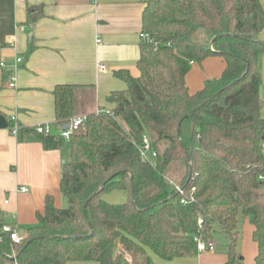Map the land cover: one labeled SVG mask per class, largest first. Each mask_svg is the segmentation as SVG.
Instances as JSON below:
<instances>
[{"label": "trees", "instance_id": "1", "mask_svg": "<svg viewBox=\"0 0 264 264\" xmlns=\"http://www.w3.org/2000/svg\"><path fill=\"white\" fill-rule=\"evenodd\" d=\"M263 30L260 0L147 2L139 76L115 72L127 88L108 97L114 108L88 115L70 139L60 183L68 206L57 208L48 196L20 245L1 232L0 264H156L152 254L174 264L197 256L196 237L211 242L216 233L228 241L226 264H242L240 222L247 217L256 264H264ZM200 31L213 40L194 41ZM212 56L224 58L225 71L190 94L192 64ZM76 87L54 91L59 123L74 115ZM144 137L157 152L151 163L140 157ZM42 140L46 149L61 143ZM173 163L186 166L184 195L165 177ZM118 190L127 193L125 203L104 200ZM5 225L12 226L0 217Z\"/></svg>", "mask_w": 264, "mask_h": 264}, {"label": "crops", "instance_id": "2", "mask_svg": "<svg viewBox=\"0 0 264 264\" xmlns=\"http://www.w3.org/2000/svg\"><path fill=\"white\" fill-rule=\"evenodd\" d=\"M149 1L0 0V60L7 64L0 68V217L19 234L37 225V214L44 211L48 196L57 208L68 206L60 183L71 158V142L59 138V133L76 117L114 108L108 97L127 88L115 72L126 70L139 76L143 12ZM260 2L264 8V0ZM202 35L199 41L212 40L211 35ZM260 38L264 41V30ZM17 58L22 59L20 64ZM225 68L226 61L218 56L192 64L186 76L190 94L220 78ZM12 74L17 77L14 89L8 87ZM261 75L264 100V57ZM64 85L77 86L74 115L66 124L57 121L54 96L55 89ZM261 114L264 117V106ZM13 117L19 127L16 136L10 131ZM39 125L53 127L50 137L61 142L57 148L44 147L43 135L35 131ZM22 188L28 191L22 192ZM118 192L121 200L126 197L127 201V193ZM240 225L242 264H256L254 227L248 217L242 218ZM211 242L213 251L177 258L173 263L226 264L227 239L214 235ZM152 259L156 264L164 263L154 254Z\"/></svg>", "mask_w": 264, "mask_h": 264}, {"label": "built area", "instance_id": "3", "mask_svg": "<svg viewBox=\"0 0 264 264\" xmlns=\"http://www.w3.org/2000/svg\"><path fill=\"white\" fill-rule=\"evenodd\" d=\"M141 37H143V35H141ZM21 62H22L21 58L16 59V63L20 64ZM6 67H7V64L4 61L0 60V68H6ZM100 68L102 70H105L104 66H101ZM16 85H17V77L14 74H12L9 78L8 87L11 89H14L16 88ZM100 113L109 114L110 111L99 110L98 114ZM86 121H87L86 116L74 118L73 120H71L69 124L66 125L69 127H64V129L61 130L58 137L64 140H70L74 134H76L78 131H80L85 126ZM16 122H17V119L13 117L12 125L10 126V131L14 136H16L19 133V127ZM35 131L41 135L53 136V127L51 125L36 126ZM139 151H140L141 160L144 163H151L157 157V152L152 146V143L148 137H144L143 144L140 146ZM174 186L179 194L184 195V190L179 185L174 184ZM21 191L27 192L28 190L26 188H22ZM194 192H195V189H192L191 193L193 194ZM187 202H188L187 199L185 198L182 199V204H187ZM203 225H204V219L201 216H199L198 226L201 228ZM1 232L9 233L11 236V239L13 240V242H15V244L20 245L23 243L24 238L19 234L17 229H14L10 225H5L2 228H0V233ZM195 240L197 243V248H198L199 253L213 251L215 248V245L212 242H206L202 240V238L200 237H196Z\"/></svg>", "mask_w": 264, "mask_h": 264}, {"label": "rangeland", "instance_id": "4", "mask_svg": "<svg viewBox=\"0 0 264 264\" xmlns=\"http://www.w3.org/2000/svg\"><path fill=\"white\" fill-rule=\"evenodd\" d=\"M204 31H200L198 32L196 35L193 36V40L196 41V42H207L208 40L206 39H203V38H200L201 41H199V38L198 36H205V35H202V34H208L207 36H210V33H207V32H204ZM213 40V39H212ZM211 40V41H212ZM209 42V41H208ZM185 171H186V166L184 163H173L169 169L167 170L166 174H165V177L167 180H170V181H173L174 183H177L175 185H179L180 186V182L185 174ZM154 189H150L148 191L145 192L144 194V197L147 198L151 195L154 194ZM121 194L120 192H108L104 195V199L108 202V203H118V204H121V203H124L126 201V197H124L123 200H121ZM215 236H219V237H223L225 238L222 234L220 233H216ZM218 238H216L217 240ZM226 239V238H225Z\"/></svg>", "mask_w": 264, "mask_h": 264}, {"label": "water", "instance_id": "5", "mask_svg": "<svg viewBox=\"0 0 264 264\" xmlns=\"http://www.w3.org/2000/svg\"><path fill=\"white\" fill-rule=\"evenodd\" d=\"M67 127H69V126H67Z\"/></svg>", "mask_w": 264, "mask_h": 264}]
</instances>
